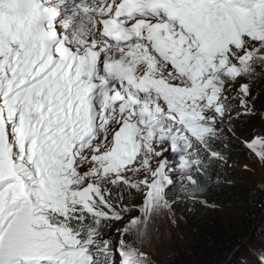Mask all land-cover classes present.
Instances as JSON below:
<instances>
[{
	"label": "snow or ice",
	"instance_id": "obj_1",
	"mask_svg": "<svg viewBox=\"0 0 264 264\" xmlns=\"http://www.w3.org/2000/svg\"><path fill=\"white\" fill-rule=\"evenodd\" d=\"M254 65L264 0H0V264H152V218L251 113Z\"/></svg>",
	"mask_w": 264,
	"mask_h": 264
},
{
	"label": "rangeland",
	"instance_id": "obj_2",
	"mask_svg": "<svg viewBox=\"0 0 264 264\" xmlns=\"http://www.w3.org/2000/svg\"><path fill=\"white\" fill-rule=\"evenodd\" d=\"M253 67L254 75L251 79L245 78V82H248L251 88L249 98L251 113L234 119L231 125L233 131H228V126H225L224 132L215 140V144L227 147L228 155L219 154V158L216 159L222 166H206L210 168L205 171L210 178L224 180L222 175L218 177L216 174V171L223 167L229 175V182L234 183L232 184L234 188L240 187L243 190L252 191L264 184V161L248 149L245 143L252 136L264 135V66L254 65ZM229 95L233 98L232 103L239 107L236 93L232 92ZM259 95L263 99L260 100ZM240 110L243 111V109ZM232 115L235 117L236 113L233 112ZM233 142L236 143L235 146H232ZM205 155L208 154L205 153ZM164 158L169 161L178 159L171 152ZM132 192V195L127 192L124 194V198L129 201L127 203L129 205L142 203V195L136 194L135 190ZM113 194L119 195L118 192ZM166 199L169 201V207L152 218L148 242L143 245V250L150 256L152 264H163L166 257L174 251L176 243L184 245L189 241L193 217L204 219L214 215L220 221L226 222L236 221L240 214L236 193L229 191L220 198L214 195H199L197 190L187 186V182L182 181L179 176L175 177L174 187L170 186L167 190ZM138 215H140L138 208L134 212L125 214L124 219L114 222L103 236L115 245L121 238L118 229H123L132 216ZM245 241L250 246H244L246 253L250 251L258 253L264 250V237L259 246L254 245L257 239L250 242L249 238H246ZM249 258L253 257L250 255Z\"/></svg>",
	"mask_w": 264,
	"mask_h": 264
},
{
	"label": "trees",
	"instance_id": "obj_3",
	"mask_svg": "<svg viewBox=\"0 0 264 264\" xmlns=\"http://www.w3.org/2000/svg\"><path fill=\"white\" fill-rule=\"evenodd\" d=\"M259 98L263 99L260 95ZM235 144L233 142L232 146ZM212 150L223 156L228 155L227 147H220L215 141ZM217 162L216 158H212L207 166H222ZM216 174L218 177L222 175L224 180L210 178L205 171L197 175L195 178L200 184L197 193L219 198L229 191L236 193L240 210L236 221L223 222L214 215L204 219L193 217L189 241L184 245L176 243L174 251L166 257L163 264H258L264 256V250L258 253L253 251L246 253L244 249V246H249L245 241L246 238H249L250 242L257 239L254 245L259 246L264 237V184L253 191L243 190L232 186L234 183L229 182V175L223 167L216 171ZM124 199L129 202L128 199ZM113 225L112 223L104 227L102 235L106 234ZM250 255L253 258H249Z\"/></svg>",
	"mask_w": 264,
	"mask_h": 264
}]
</instances>
